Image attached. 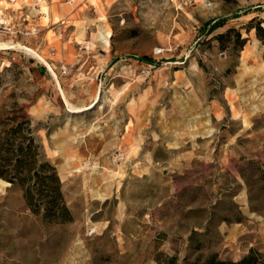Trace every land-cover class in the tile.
<instances>
[{"label":"rangeland","instance_id":"obj_1","mask_svg":"<svg viewBox=\"0 0 264 264\" xmlns=\"http://www.w3.org/2000/svg\"><path fill=\"white\" fill-rule=\"evenodd\" d=\"M20 123L73 221L0 180V264L264 262V0H0Z\"/></svg>","mask_w":264,"mask_h":264},{"label":"trees","instance_id":"obj_2","mask_svg":"<svg viewBox=\"0 0 264 264\" xmlns=\"http://www.w3.org/2000/svg\"><path fill=\"white\" fill-rule=\"evenodd\" d=\"M225 19L206 24L209 32L222 26ZM262 29L257 35L262 39ZM238 39L240 35H237ZM243 44V42L241 43ZM142 61H147L142 59ZM27 124V122H26ZM40 146L31 136V130L17 124L9 130L0 131V180L19 187L29 211L42 222L62 226L73 218L64 202L56 169L41 159ZM40 158V159H39ZM260 257L251 253L237 263L219 261L210 256L201 264H264ZM168 264H174L171 261Z\"/></svg>","mask_w":264,"mask_h":264},{"label":"bare ground","instance_id":"obj_3","mask_svg":"<svg viewBox=\"0 0 264 264\" xmlns=\"http://www.w3.org/2000/svg\"><path fill=\"white\" fill-rule=\"evenodd\" d=\"M108 37L109 36H104L103 38H104V42H105V45H108V43H107V39H108ZM30 52V51H29ZM31 54H33V52H30ZM34 55H36V54H34ZM38 57V56H37ZM41 59V58H40ZM83 110H85V109H81V108H78L77 110H73V112H75V111H83Z\"/></svg>","mask_w":264,"mask_h":264}]
</instances>
